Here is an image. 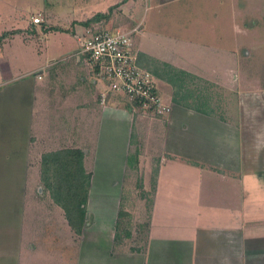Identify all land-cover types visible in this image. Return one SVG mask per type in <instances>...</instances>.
Listing matches in <instances>:
<instances>
[{"label":"crops","instance_id":"0c3cea01","mask_svg":"<svg viewBox=\"0 0 264 264\" xmlns=\"http://www.w3.org/2000/svg\"><path fill=\"white\" fill-rule=\"evenodd\" d=\"M83 3L43 29L15 7L0 12V264H264V78L245 73L255 44L240 39L256 27L242 25L241 1ZM116 4L135 7L131 28L84 26ZM96 26L131 32L164 115L139 124L124 97L86 72L76 34ZM133 134L145 148L137 164L157 158L138 211L123 201ZM67 150L80 151L88 171L90 157L123 165L118 200V174L105 170L90 173L107 190L87 193L97 206L83 218L82 204L44 191L45 158ZM121 207L143 224L141 237L126 230L115 240Z\"/></svg>","mask_w":264,"mask_h":264},{"label":"rangeland","instance_id":"374dc122","mask_svg":"<svg viewBox=\"0 0 264 264\" xmlns=\"http://www.w3.org/2000/svg\"><path fill=\"white\" fill-rule=\"evenodd\" d=\"M80 1H84V3L88 2L89 0H0V12L3 13V15L7 14L11 11V9L16 8L15 10H19L21 12L18 13L19 16L23 17H38L40 18L39 23L37 24V28L43 29L45 26H47L46 17L50 18V20L54 22H61V20L68 19L72 16H74L75 12L80 10H83L86 5L82 6V8H79L77 5ZM239 1V0H238ZM241 1V8H242V15H247V18L244 19L242 22V25H246L250 23L251 27H256L252 31V33L249 36H242L240 41L241 43H248L250 45L255 44L254 49L252 50V65L253 66H246L244 69H246L249 76H252L254 74L258 77V74L262 78H264V0H247L248 2L244 0ZM21 6H26L25 8H22ZM134 6L131 4V6H128V10L123 12L121 9L117 8V4L113 5L108 9V11L105 13L107 14L106 18H102L101 22L103 25H108L113 28H117L119 26H125L126 29H129L133 25L132 21V15L134 14ZM18 11H15V13ZM17 14V13H16ZM244 22V23H243ZM80 24V23H78ZM68 25V24H66ZM82 25V24H80ZM88 25V24H87ZM84 25V26H87ZM91 25V24H89ZM88 25V26H89ZM83 26V25H82ZM73 25L71 24V28ZM70 30V28L68 29ZM81 30V29H80ZM74 31V30H73ZM256 49V51H255ZM263 65V66H260ZM258 73V74H257ZM130 113L133 114L134 119L140 124L142 121H146L152 116H144L138 113H133L129 106ZM149 122V121H148ZM147 122V123H148ZM137 135H132V146L131 151L129 152V164L126 167L125 170V179L123 182V172H124V166H111L108 163H105L104 165H96L95 160L90 157V159L87 160V166L89 168V171L84 167V170L87 173H91V171H106L107 175H113L118 174V177L113 179V192L116 195V201L118 200V197L120 194V188L123 182V201L130 205L131 209L133 211H138L139 209V202L140 200H143V198L147 197V193L149 194L150 191L153 188V179L155 176V169L157 166V158L156 156L149 157L147 156L146 159H143L142 164L138 165L137 163H134L133 156L138 151H143L144 145L139 140H137ZM72 158L69 154L67 156V159ZM73 165V163H71ZM71 164L66 163L65 166L62 168H58V161L54 162L52 159L50 161V166H48L47 171L45 174L42 175V182L41 186L44 191H49L50 193H58L62 195L63 201L67 207H74L76 205V201L79 200L80 197L83 195H86L89 191H105L107 190V187H101L99 183L96 181V178H94V181L91 183L90 178L82 179V177H79L77 173V167L73 169V167L70 168ZM70 169V170H69ZM99 174V173H98ZM149 175V189L148 192L145 193L143 189V180L145 176ZM91 177V175H90ZM95 177V176H94ZM48 183H45L43 180ZM86 180V181H85ZM101 182V181H99ZM103 183V182H102ZM118 192V193H117ZM73 194V195H72ZM72 195V197H71ZM74 196L75 199H72ZM99 203V202H98ZM97 204H91L87 203V199L85 203L82 204L83 209L86 207H89L90 209L94 210ZM94 208V209H93ZM123 210L124 207H121ZM91 210V211H92ZM107 212H109V209H107ZM143 224L138 223L133 219L131 215L122 216L120 218V233H124L126 230H131L133 232V237H141V234L143 232ZM130 232V231H129Z\"/></svg>","mask_w":264,"mask_h":264},{"label":"built area","instance_id":"2783aa9c","mask_svg":"<svg viewBox=\"0 0 264 264\" xmlns=\"http://www.w3.org/2000/svg\"><path fill=\"white\" fill-rule=\"evenodd\" d=\"M32 22L39 23L40 18L33 17ZM76 39L77 60L88 74L104 82L106 92L124 97L133 113L157 116L168 111L158 95L153 76L136 62L131 32L88 27L82 28Z\"/></svg>","mask_w":264,"mask_h":264},{"label":"trees","instance_id":"16d2710c","mask_svg":"<svg viewBox=\"0 0 264 264\" xmlns=\"http://www.w3.org/2000/svg\"><path fill=\"white\" fill-rule=\"evenodd\" d=\"M106 17H107L106 14L97 13L94 16H92L91 18L84 21L83 24L87 25L92 21L100 20V19L106 18ZM69 154L72 157L71 159H70V157H69V159H67V156ZM60 155H61V153L58 155L51 154V155H49L48 161H46V158H45V162H43V165H42V174L46 173L48 166H50V161L53 159L54 162L58 161V166H57L58 168H60V167L62 168L63 166H65L66 163H68V164L73 163V165L71 164L70 168L73 167V169H75V167H77V170H78L77 173H78L79 177H82V179L90 178V174L84 170L83 163H82L83 154L80 151L76 150V151H69L68 152V150H67V152H65V154H64V159H62V157ZM56 156H60L59 159H54ZM133 160H134V163H137V152L134 154ZM129 161H130V158H129ZM156 172H157V168L155 169V172H154L155 175H156ZM43 181L45 183H47L45 181V179ZM47 185H48V183H47ZM58 193L60 194V192H58ZM72 195H71V197H72ZM86 196H87V194L80 197L79 200L76 201L77 203H76L75 207L79 208V205L85 203ZM84 213H85V211H84L83 207H81L80 208V214H81L82 218L84 217ZM127 215H129L127 212H125L122 209H119V211L117 213L115 240L119 239V237H120V218L122 216H127Z\"/></svg>","mask_w":264,"mask_h":264}]
</instances>
